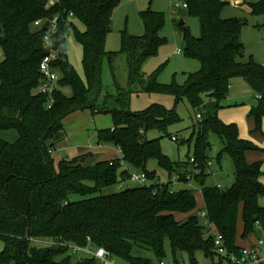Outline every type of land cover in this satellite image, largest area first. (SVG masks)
<instances>
[{
	"label": "trees",
	"instance_id": "obj_1",
	"mask_svg": "<svg viewBox=\"0 0 264 264\" xmlns=\"http://www.w3.org/2000/svg\"><path fill=\"white\" fill-rule=\"evenodd\" d=\"M123 0H0V131L18 134L15 143L0 140V264H98L88 256L75 255L71 246L87 247L88 240L96 248H104L126 264H146L133 256L135 250L146 251L158 263L166 258L169 242L174 264L185 256L190 264H198L196 255L218 258L209 226L197 214V200L192 189L173 191V177L179 183L194 180L202 186L208 222L224 238L229 253L239 255L238 224L242 216L243 240L260 232L264 240V197L261 183L262 163L249 164L246 154L259 148L240 138L237 125L224 124L219 118L222 102L231 90V81L245 79L262 96L252 109L258 131L264 120V66L252 58L241 62L245 46L241 40L246 22L237 18L223 19V0H182L188 13L198 18L201 36L195 38L185 24H178L188 58L201 64L198 73L188 75L183 86L161 85L157 76L146 78L145 62L159 54L167 41L160 37L165 24L162 14L151 10L142 13L145 34L141 37L122 35L118 53L106 50L114 11ZM53 3V4H52ZM253 16L264 15V0L246 2ZM57 18L53 48L59 57L55 63L62 75L58 88L49 99L38 93L42 79L40 63L49 53L43 39L51 22ZM44 22L35 28L36 22ZM76 24H80L81 29ZM74 37L83 48L84 79L69 62L67 35ZM126 58L127 86L121 85L116 62ZM108 63L113 86L103 84V70ZM70 88L66 97L62 89ZM163 92L176 98H187L198 112L192 127L195 140L193 163H174L161 150L163 138L172 141L169 128L182 119L176 110L155 105L142 113L131 111L133 93ZM89 110L93 115H111L113 128L97 133V146H114L121 153L110 161L95 158L84 166L82 158L56 162L53 154L67 139L63 120L77 111ZM198 116L201 118L199 119ZM159 132L161 138L151 139ZM216 134L223 143L235 168L234 184L227 190L205 186L210 175L208 153L212 150L206 134ZM156 162L170 177L162 184L156 171L148 168ZM142 171L151 181L149 186L111 192L116 186L130 181V173ZM73 196L82 200L73 201ZM177 214L185 215L178 221ZM258 241V242H259ZM53 243L50 244V243ZM74 257L68 256V253ZM150 264H153L150 262Z\"/></svg>",
	"mask_w": 264,
	"mask_h": 264
},
{
	"label": "rangeland",
	"instance_id": "obj_2",
	"mask_svg": "<svg viewBox=\"0 0 264 264\" xmlns=\"http://www.w3.org/2000/svg\"><path fill=\"white\" fill-rule=\"evenodd\" d=\"M226 1L229 5L223 9L222 18L225 20L237 18L246 22V26L242 29L241 33V40L245 46V54L241 62L247 63L252 58L257 64L264 66V15L253 16L251 11H248L245 7L235 6V2L238 0ZM183 4L182 0H123L113 13L111 32L106 41L107 52L118 53L121 51L123 33L134 37H141L145 34L146 31L141 16L143 12L151 10L152 12L162 14L165 17V24L160 32V37L167 41V45L161 48L157 56L145 62L142 72L146 78L156 75L158 82L163 86H170L173 83L183 86L187 81L188 75L198 73L201 70V64L198 60L188 58L185 55L182 33L177 28L178 24L183 21L193 37L199 38L201 36L199 19L192 17L187 9H184ZM76 25L81 29L82 26L80 24ZM179 51H181L180 54H178ZM67 52L71 66L84 79L83 48L75 39L72 30L67 35ZM0 56V60L2 61L4 55L1 50ZM116 68L121 85L126 87L128 70L124 56L117 59ZM59 78L60 80L62 78L60 73ZM103 84L106 87L113 86V79L107 62L103 70ZM62 93L66 97L72 96V90L68 87L62 89ZM259 95L260 93L249 85L245 79H233L231 81V90L227 99L222 102L223 109L221 110L222 112H231L234 109L242 108L243 104L256 105L257 107L260 102L255 99V96ZM155 105L163 106L167 110H176L182 119L180 123L169 128V133L172 136H178L179 143L167 137L163 138L161 141L162 153L174 163H189L195 157V140L190 145H182V142L192 137V127L197 123L198 112L193 110L187 98L177 103L175 97L163 92H135L131 96V111L134 113H142ZM229 118V116L225 115L220 120L226 125L235 122ZM63 125L67 132V139L58 144L57 150L53 154L56 162L65 159L71 160L76 157L82 158L86 153H91L92 157L82 158L84 166H88L95 158L98 161H106L119 156L118 150L114 146L99 147L96 143L98 131L113 128V118L111 115H93L89 110L77 111L67 116L63 120ZM149 137L157 139L163 137V135L159 132H152ZM206 137L212 147V150L208 153L211 159L209 161H211L212 165L208 171L210 175L205 180V186H219L221 190H227L235 181L233 161L228 154L223 153V143L216 134L208 132ZM0 138L7 142L15 143L18 140V134L14 131H2L0 132ZM148 169L156 171L157 177L162 184L169 183L170 177L168 173L160 169L156 162L151 163ZM188 170L193 171L194 166L190 164ZM150 184L151 181L146 185L149 186ZM137 186L139 185L126 182L107 191V193L124 191ZM172 188L174 192L192 189L195 192L197 200V214H201L204 200L200 183L194 180L187 184L176 182L173 183ZM72 200L79 201L82 198L73 196ZM259 204L264 207V197L259 199ZM176 218L183 220L184 215L177 214ZM239 224L242 233L238 238V242L244 247L249 245L256 246L258 240L262 238V234L257 232L248 237L245 242L242 238V216ZM3 248L4 244L0 241V252ZM69 255L74 257L72 252H69ZM133 256L150 260L153 264H159L157 259L146 251L135 250ZM196 258L198 264H220L218 258L214 260L206 258L201 252L196 255ZM116 262L118 264H126L121 259H116ZM163 263L173 264L169 242L166 243V258L163 259ZM180 264H190L188 257L185 256L180 261Z\"/></svg>",
	"mask_w": 264,
	"mask_h": 264
},
{
	"label": "built area",
	"instance_id": "obj_3",
	"mask_svg": "<svg viewBox=\"0 0 264 264\" xmlns=\"http://www.w3.org/2000/svg\"><path fill=\"white\" fill-rule=\"evenodd\" d=\"M184 9L187 8V5L183 4ZM44 22H36L34 27L40 28ZM57 29V18H55L46 32L43 44L46 50H49V53L43 57L40 63V73L42 76L38 93L45 95L49 99V108L53 103V94L58 88L59 71L55 66V63L58 60L59 52L53 48L52 36L56 33ZM181 51L178 52L180 54ZM259 99H262V96H258ZM200 119L201 117L198 116ZM175 141V138L173 139ZM191 163L194 164V168L198 167V164L194 159L191 160ZM211 162L209 166L211 167ZM188 180L191 182V177H188ZM131 183L139 185V187L147 186L149 182L147 175L142 171H133L130 173ZM179 182V177L176 176L173 179V183ZM189 182V183H190ZM219 187V186H218ZM220 188V187H219ZM200 218L207 223L210 229V234L214 237V244L216 251L219 255L226 257L224 264H264V240H260L256 246L242 249L239 255L234 253H229L227 248L224 245V238L219 234L214 226L208 222V214L206 211H202ZM89 245L87 247L71 246V251L75 255H84L94 258L98 264H118L116 258L104 248H96L91 244V241L88 240ZM50 243V242H48ZM53 245V243H50ZM159 264H164L163 261ZM174 264V263H173Z\"/></svg>",
	"mask_w": 264,
	"mask_h": 264
},
{
	"label": "crops",
	"instance_id": "obj_4",
	"mask_svg": "<svg viewBox=\"0 0 264 264\" xmlns=\"http://www.w3.org/2000/svg\"><path fill=\"white\" fill-rule=\"evenodd\" d=\"M223 1H226V0H223ZM249 1H251V0H249ZM249 1L238 0L235 2V6L239 5L240 7H245L248 11H251L250 8L247 5H245V3L249 2ZM255 99L257 101L260 100L258 98V96H255ZM255 107H256V105L252 106V105H248V104H243L242 108L234 109L231 112H222V110H221L219 112V118H223L225 115L229 116L230 117L229 119L234 120L235 122H233V123L238 125L240 138L243 140L250 141V142L252 141L259 148V150H257V151L247 153L246 159H247V162L249 164H255L258 162L262 163L261 169H262L263 175L261 177V183L264 185V120L262 123L261 131H258L256 128L255 119L250 117V113H251L252 109ZM0 132H2V131H0ZM0 140H2V139L0 138ZM118 153H119L118 154L119 156L117 158H119L121 156V153L119 150H118ZM99 161H101V160H99ZM106 161H110V160H106ZM185 218H186V216L184 215L183 220H185ZM177 220L183 221L181 219H177ZM242 230H243V227H242ZM241 233L242 232L240 231V224H238L237 245L241 248L253 247V245H251V246L249 245L247 247L246 246L244 247L238 242V238L241 235ZM246 241L247 240H245V242Z\"/></svg>",
	"mask_w": 264,
	"mask_h": 264
},
{
	"label": "water",
	"instance_id": "obj_5",
	"mask_svg": "<svg viewBox=\"0 0 264 264\" xmlns=\"http://www.w3.org/2000/svg\"><path fill=\"white\" fill-rule=\"evenodd\" d=\"M183 24H184V22L181 21V22H180V25H183ZM150 262H151L150 260H146V261H145L146 264H150Z\"/></svg>",
	"mask_w": 264,
	"mask_h": 264
}]
</instances>
